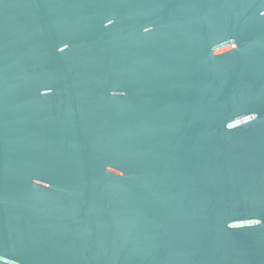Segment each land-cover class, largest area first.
<instances>
[{
	"label": "water",
	"instance_id": "95a60500",
	"mask_svg": "<svg viewBox=\"0 0 264 264\" xmlns=\"http://www.w3.org/2000/svg\"><path fill=\"white\" fill-rule=\"evenodd\" d=\"M0 264H264V0H0Z\"/></svg>",
	"mask_w": 264,
	"mask_h": 264
}]
</instances>
